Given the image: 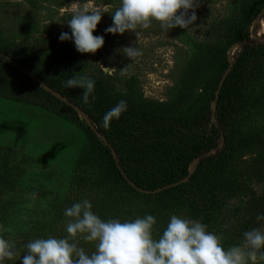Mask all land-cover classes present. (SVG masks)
Returning <instances> with one entry per match:
<instances>
[{"label":"rangeland","instance_id":"374dc122","mask_svg":"<svg viewBox=\"0 0 264 264\" xmlns=\"http://www.w3.org/2000/svg\"><path fill=\"white\" fill-rule=\"evenodd\" d=\"M242 1L196 0L197 19L187 29L175 27L166 32L153 20L148 29H138L137 35L130 30L123 34L104 31L113 24L112 13L121 0H0V46L33 52L49 66L63 45L61 32L71 35L67 20L72 11L83 7L106 9L93 31V35L104 36L103 46L95 53L75 49L78 60L72 76L103 83L115 98L173 112L183 91L185 70L197 54L212 49L211 45L223 44V34L237 19ZM58 23L65 26L57 31ZM250 40H264L262 14L251 25ZM125 46L137 47L142 54L132 61L120 51ZM235 48L230 47L227 55L231 57ZM215 65L204 72L191 97L174 116L191 115L203 103ZM253 97L257 107L244 113L243 132L251 126L264 128V91L256 88ZM82 151H87L88 161L76 165ZM241 152L234 169L238 175L244 174L239 175L241 179L235 177L239 182L237 193L227 197L237 215L252 195L264 194V177L258 180L250 173L252 159L264 154V148L257 145ZM84 199L104 221L154 216V239L163 234L172 215L200 222L199 216L185 206L156 202L119 186L106 170L98 149L75 124L39 107L0 97V236L14 243L16 252L12 260L0 264H23L24 244L31 240L68 237L66 225L71 218L64 212ZM207 231L220 237L225 250L243 245L240 234L226 238L216 222L207 224ZM75 242L88 254L95 251V242H86L80 235ZM256 264H264L259 255Z\"/></svg>","mask_w":264,"mask_h":264},{"label":"trees","instance_id":"16d2710c","mask_svg":"<svg viewBox=\"0 0 264 264\" xmlns=\"http://www.w3.org/2000/svg\"><path fill=\"white\" fill-rule=\"evenodd\" d=\"M263 9L264 0L242 1L237 19L223 34V44L197 54L185 70L183 91L173 112L124 100L127 110L104 128L103 116L121 99L97 82L85 104L84 89L64 86L78 60L74 40L63 41L49 66L33 52L0 46V97L39 107L75 124L98 149L119 186L156 202L185 206L199 216L200 223H218L226 238L240 234L244 240V232L264 228V220H257L264 214V194L252 195L239 215L227 197L237 193L235 177L244 174L239 176L234 169L239 153L257 145L264 148V128L241 131L244 113L257 107L255 89L264 91V40L238 44L250 40L251 25ZM64 26L58 23L56 30ZM233 45L237 47L229 58L227 50ZM213 64L203 103L191 115L174 116ZM87 155L82 151L76 165L87 162ZM250 164L251 175L263 179L264 154Z\"/></svg>","mask_w":264,"mask_h":264},{"label":"clouds","instance_id":"9594fccd","mask_svg":"<svg viewBox=\"0 0 264 264\" xmlns=\"http://www.w3.org/2000/svg\"><path fill=\"white\" fill-rule=\"evenodd\" d=\"M196 6V0H121L112 13L113 24L104 31L123 34L130 30L138 35V29H148L153 20L166 32L175 27L187 29L197 19ZM104 12L107 10L98 7L74 9L67 20L71 35L61 32L59 40H74L78 52L95 53L105 42L104 36L93 35ZM120 51L132 61L142 54L139 48L131 46ZM63 83L67 88L84 89L83 102H90L95 87L93 79L74 75ZM126 110L127 102L120 100L103 116V127L109 128L113 118L118 120ZM64 215L71 218L66 225L68 237L27 242L23 264H248L249 260L256 264L258 255L264 260V251H260L264 248V228L260 227L243 233L242 246L225 250L220 237L208 232L207 225L177 215L170 217L158 239L152 235L156 223L152 215L133 221H104L94 214L88 199L74 203ZM257 220H264V214L258 215ZM78 235L86 242H95V251L86 253L75 242ZM15 255V244L0 236V262L10 261Z\"/></svg>","mask_w":264,"mask_h":264},{"label":"water","instance_id":"95a60500","mask_svg":"<svg viewBox=\"0 0 264 264\" xmlns=\"http://www.w3.org/2000/svg\"><path fill=\"white\" fill-rule=\"evenodd\" d=\"M263 15L264 16V9L261 11V13L258 15V17L260 16V15ZM257 17V18H258ZM256 18V19H257ZM255 19V20H256ZM254 20V21H255ZM246 43H256V42H253V41H251V40H249V41H245V42H242V43H240V44H238V46H242V45H244V44H246ZM232 47H237V45H233ZM232 51V50H231ZM230 51V52H231ZM233 54V51L231 52V55ZM232 57V56H231ZM230 56H229V58H231ZM225 77V76H224ZM224 77L222 78V80H221V82H220V84H219V87H218V89H217V91H216V97H215V99H214V101H213V104H212V109H213V113H214V111H215V106H216V101H217V97H218V94H219V89H220V87H221V84H222V81H223V79H224ZM112 155H113V157L116 159V153H115V150H113L112 149ZM116 162H117V160H116ZM117 165H118V167H119V164H118V162H117Z\"/></svg>","mask_w":264,"mask_h":264}]
</instances>
